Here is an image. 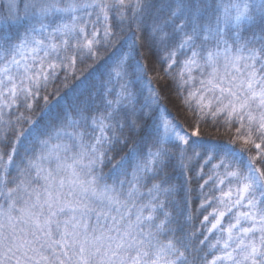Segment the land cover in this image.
Segmentation results:
<instances>
[{
  "label": "snow or ice",
  "instance_id": "snow-or-ice-1",
  "mask_svg": "<svg viewBox=\"0 0 264 264\" xmlns=\"http://www.w3.org/2000/svg\"><path fill=\"white\" fill-rule=\"evenodd\" d=\"M0 264H264V0H0Z\"/></svg>",
  "mask_w": 264,
  "mask_h": 264
},
{
  "label": "trees",
  "instance_id": "trees-1",
  "mask_svg": "<svg viewBox=\"0 0 264 264\" xmlns=\"http://www.w3.org/2000/svg\"><path fill=\"white\" fill-rule=\"evenodd\" d=\"M160 87H163V85H159ZM168 107H169V111L171 113V115L173 116H177L178 115V111L177 108L172 104V103H168ZM181 123H183V120H181ZM222 139L226 140L227 137H223ZM237 147H240V145L238 144Z\"/></svg>",
  "mask_w": 264,
  "mask_h": 264
}]
</instances>
